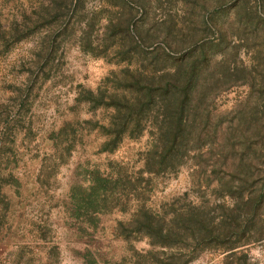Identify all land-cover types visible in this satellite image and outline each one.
Wrapping results in <instances>:
<instances>
[{"label":"rangeland","instance_id":"374dc122","mask_svg":"<svg viewBox=\"0 0 264 264\" xmlns=\"http://www.w3.org/2000/svg\"><path fill=\"white\" fill-rule=\"evenodd\" d=\"M237 3L0 0V264H264V197L254 217L245 205L258 184L232 192L216 145L150 172L160 113L122 125L132 76L172 70L189 39L214 51L216 77L239 75L216 84L208 112L260 115L264 13L255 28ZM259 133L235 137L226 162Z\"/></svg>","mask_w":264,"mask_h":264},{"label":"trees","instance_id":"16d2710c","mask_svg":"<svg viewBox=\"0 0 264 264\" xmlns=\"http://www.w3.org/2000/svg\"><path fill=\"white\" fill-rule=\"evenodd\" d=\"M237 1L238 3L233 7L235 19L245 16L248 20H252L251 22H255L256 28L262 20L260 14L264 13V0ZM219 34L218 40L221 43L224 41V34L222 32ZM191 40L178 43L177 50L184 52L172 59L174 61L170 66L172 70H163L151 79H146L140 74H134L136 78L132 76L136 84L144 86L136 85V95L129 99L124 98L122 107L124 106L127 113L122 117V125L132 124L138 128L147 119L150 110L156 107V112L160 113L161 128L156 133H151V146L147 151L144 165L150 172L167 167L173 168L188 152L202 146L216 145L218 152L223 150L218 154L217 161H221L229 175L240 183L239 187L232 189L234 190L232 192H247V187L252 192L253 183L259 185V189L255 191L258 193H251L252 195L245 201V205H253L251 216L254 217L264 197V142L262 141L256 149H252L249 145L243 147L239 153L238 162L234 160L229 163L226 160L232 155L231 141L235 137H240L242 144H246L253 142L252 139L258 136L260 131H264V99L258 106L259 112L256 111L260 115L253 113L255 110L253 107L249 111L248 119L245 117L247 115L241 112L243 106L217 116L208 112L207 100L216 84L220 81L237 80L239 75L232 76L230 73L221 72L222 75L216 77L217 73L209 68L214 51H208L203 42L194 43L193 48L186 47V44L192 42ZM218 45L213 46L218 47ZM221 63L224 65L223 59L214 64L223 69ZM241 78L242 75L240 80ZM250 98L251 96L246 101H250ZM201 125L205 127L204 130L199 129ZM250 127L254 129L250 134L247 133L251 131H241L242 128ZM150 224L145 220L144 225L141 226L149 232Z\"/></svg>","mask_w":264,"mask_h":264}]
</instances>
